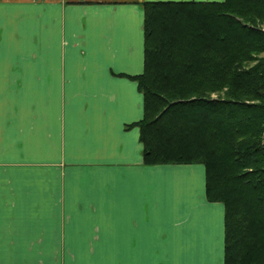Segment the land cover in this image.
Returning <instances> with one entry per match:
<instances>
[{"label": "crops", "instance_id": "obj_1", "mask_svg": "<svg viewBox=\"0 0 264 264\" xmlns=\"http://www.w3.org/2000/svg\"><path fill=\"white\" fill-rule=\"evenodd\" d=\"M145 1L0 0V264H224L204 165L144 161Z\"/></svg>", "mask_w": 264, "mask_h": 264}, {"label": "trees", "instance_id": "obj_2", "mask_svg": "<svg viewBox=\"0 0 264 264\" xmlns=\"http://www.w3.org/2000/svg\"><path fill=\"white\" fill-rule=\"evenodd\" d=\"M142 5L144 161L203 164L224 264H264V0Z\"/></svg>", "mask_w": 264, "mask_h": 264}, {"label": "rangeland", "instance_id": "obj_3", "mask_svg": "<svg viewBox=\"0 0 264 264\" xmlns=\"http://www.w3.org/2000/svg\"><path fill=\"white\" fill-rule=\"evenodd\" d=\"M153 1V0H152ZM164 1V0H163ZM175 1H187V0H175ZM264 29V28H263Z\"/></svg>", "mask_w": 264, "mask_h": 264}]
</instances>
